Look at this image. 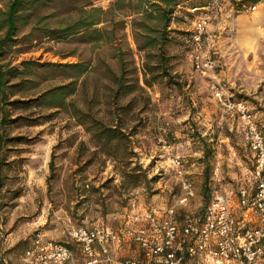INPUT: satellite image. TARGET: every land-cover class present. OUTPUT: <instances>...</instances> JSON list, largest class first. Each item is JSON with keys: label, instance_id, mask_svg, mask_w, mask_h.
<instances>
[{"label": "rangeland", "instance_id": "rangeland-1", "mask_svg": "<svg viewBox=\"0 0 264 264\" xmlns=\"http://www.w3.org/2000/svg\"><path fill=\"white\" fill-rule=\"evenodd\" d=\"M110 1L91 0L103 9ZM210 1L190 0L183 4L187 8H177L166 28L160 59L145 57L146 51L155 54V49L135 48L128 25L117 29L116 40L110 43L76 37L61 42L43 39L8 56L12 65L21 60L33 62L30 67L36 71L29 76L34 85L13 91L9 100L30 98L66 82L49 69V62H85L90 68L68 99L105 122L118 119L122 131L132 134L126 147L111 149L115 160L109 161L92 152L88 134L64 111L8 107L9 117L21 115L39 124L19 122L3 132L29 140L5 146L8 163L1 170L5 178L0 197V264L21 262L35 235L65 243L71 226L100 224L122 232L151 203L174 205L181 224L187 218L201 217L211 190L228 191L237 183L254 187L252 155L240 128L212 100L208 78L190 65L187 34L193 14L187 9ZM218 2L217 21L209 23L202 47L212 51L213 76L225 92L246 101L256 120L264 124V1L238 11L228 0ZM121 75L125 92L114 98L115 77ZM162 142L189 167L193 196L184 205L176 204L181 191L166 169ZM128 148L132 162L125 166ZM134 166L139 172L136 184L121 181L119 173Z\"/></svg>", "mask_w": 264, "mask_h": 264}, {"label": "built area", "instance_id": "built-area-1", "mask_svg": "<svg viewBox=\"0 0 264 264\" xmlns=\"http://www.w3.org/2000/svg\"><path fill=\"white\" fill-rule=\"evenodd\" d=\"M187 10L193 14L187 37L191 68L208 78L212 100L240 128L252 155L254 187L237 183L228 191L211 190L201 217L187 218L181 224L174 205L151 203L122 232L100 224L71 226L67 238L79 246L88 264L95 263L97 256L115 264H259L264 259V124L256 120L246 101L233 99L225 92L213 76L216 61L212 51L202 47L209 23L213 19L217 21L218 0ZM161 148L166 152V169L181 191L176 204L184 205L193 196V181L181 157L163 142ZM233 198L235 208L247 219L236 218ZM125 242L136 245L139 257L117 258ZM22 262L73 264L65 243L38 235L23 251Z\"/></svg>", "mask_w": 264, "mask_h": 264}, {"label": "trees", "instance_id": "trees-1", "mask_svg": "<svg viewBox=\"0 0 264 264\" xmlns=\"http://www.w3.org/2000/svg\"><path fill=\"white\" fill-rule=\"evenodd\" d=\"M189 1L111 0L103 9L94 6L91 0H0V197L3 196L1 190L5 178L1 170L8 163L4 157L5 146L26 143L29 140L23 136L9 137L3 132L12 124L19 122L23 125L39 124L38 121L21 115L9 117L8 107H43L64 111L73 119L75 125L80 126L88 134L92 152L100 153L109 161L115 160L111 149L121 144L126 147L132 134L122 131L118 119L114 123L105 122L97 118L90 109L83 110L73 100L68 99L77 90L76 82L90 68L85 62H49L46 64L49 69L60 73L62 80L65 79L66 82L62 81L38 91L30 98L9 100L8 97L13 91H24L34 85L35 81L29 76L36 71L30 67L33 62L21 60L17 65H12L8 56L13 52L32 48L43 39L61 42L76 37L84 42L110 43L116 40V30L128 25L135 48L142 52L155 49V54L146 51L145 57L156 55L159 58L162 43L167 38L166 28L170 18L179 6H185L183 4ZM228 1L231 8L238 11L245 5L264 0ZM196 4L190 7L205 5ZM144 69L148 67L145 66ZM122 78V75L115 77L117 88L113 93L114 98L125 92L121 83ZM145 83L148 84L147 81ZM125 150V166H128L132 162V152L129 148ZM48 167L52 170L51 161L48 162ZM137 170L134 166L119 173L121 181L135 185L139 177ZM205 179L206 177L204 181ZM205 190L203 185V192Z\"/></svg>", "mask_w": 264, "mask_h": 264}, {"label": "crops", "instance_id": "crops-1", "mask_svg": "<svg viewBox=\"0 0 264 264\" xmlns=\"http://www.w3.org/2000/svg\"><path fill=\"white\" fill-rule=\"evenodd\" d=\"M187 171L188 173H190L189 171V167L187 166ZM235 204H234V198H233V207L236 213V218L238 220H245L247 219L246 217H242L243 214L241 212H239L237 210V208H235ZM66 246L69 248V250L71 251V255H72V263L73 264H88L86 263L87 259L82 255L79 246L67 239V241H65ZM139 257V251L136 247V245L132 242H125L122 246V249L120 250L117 258L122 259V258H137ZM186 263V262H185ZM18 264H24L21 262H19ZM89 264H115V262H113L112 260H105L102 256H97L96 258V262L95 263H89ZM259 264H264V259L259 263Z\"/></svg>", "mask_w": 264, "mask_h": 264}]
</instances>
